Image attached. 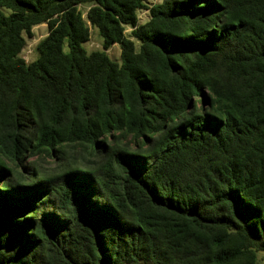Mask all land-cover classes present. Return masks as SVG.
Here are the masks:
<instances>
[{
    "label": "trees",
    "instance_id": "1",
    "mask_svg": "<svg viewBox=\"0 0 264 264\" xmlns=\"http://www.w3.org/2000/svg\"><path fill=\"white\" fill-rule=\"evenodd\" d=\"M150 3L0 0V264L264 258V0Z\"/></svg>",
    "mask_w": 264,
    "mask_h": 264
},
{
    "label": "rangeland",
    "instance_id": "2",
    "mask_svg": "<svg viewBox=\"0 0 264 264\" xmlns=\"http://www.w3.org/2000/svg\"><path fill=\"white\" fill-rule=\"evenodd\" d=\"M163 0H151L150 5L159 4ZM84 11L86 8H82ZM140 24H144L149 19V13L147 11H143L139 14ZM91 31V39L88 43L84 45V48L88 52H93L97 50H102V40L99 36V32L96 28H90ZM130 30L127 31L129 33ZM33 38L27 39V45L22 53V56L28 61H34L37 56V46L38 44L48 35V27L47 25L37 26L33 29ZM108 54L110 58L115 62H120V54L121 50L118 45L113 46ZM259 264H264V258L262 254L258 255Z\"/></svg>",
    "mask_w": 264,
    "mask_h": 264
},
{
    "label": "water",
    "instance_id": "3",
    "mask_svg": "<svg viewBox=\"0 0 264 264\" xmlns=\"http://www.w3.org/2000/svg\"><path fill=\"white\" fill-rule=\"evenodd\" d=\"M192 104H193V101H192Z\"/></svg>",
    "mask_w": 264,
    "mask_h": 264
}]
</instances>
